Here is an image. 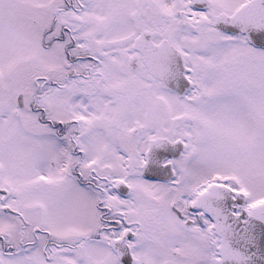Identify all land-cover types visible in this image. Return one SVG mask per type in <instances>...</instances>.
<instances>
[{
	"label": "snow or ice",
	"instance_id": "snow-or-ice-1",
	"mask_svg": "<svg viewBox=\"0 0 264 264\" xmlns=\"http://www.w3.org/2000/svg\"><path fill=\"white\" fill-rule=\"evenodd\" d=\"M0 264H264V0H0Z\"/></svg>",
	"mask_w": 264,
	"mask_h": 264
}]
</instances>
